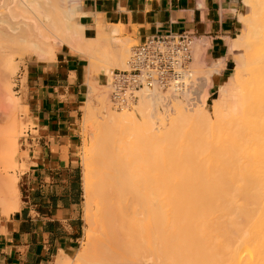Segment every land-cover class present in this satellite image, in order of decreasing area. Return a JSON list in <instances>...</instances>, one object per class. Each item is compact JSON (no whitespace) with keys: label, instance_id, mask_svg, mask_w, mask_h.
<instances>
[{"label":"bare ground","instance_id":"obj_1","mask_svg":"<svg viewBox=\"0 0 264 264\" xmlns=\"http://www.w3.org/2000/svg\"><path fill=\"white\" fill-rule=\"evenodd\" d=\"M242 2L243 31L229 46L239 55L230 88L220 90L224 100L214 102L212 109L201 100L194 109L175 96L143 91L135 105L141 119L133 110L121 111V122L131 130L116 133L110 132L114 130L107 125L111 116L103 111L105 131L111 129L98 141L97 157L91 146L84 145L83 220L88 244L76 254V261L264 264V0ZM81 13V0H0V209L4 216L19 207L17 179L8 172L14 167L19 131V101L10 84L16 65L14 46L20 56L36 53L38 59H53L59 43L73 42L93 60V67H125L127 42L111 36L116 29L109 37L100 36L102 32L87 37V26L79 22ZM221 63L222 59L205 68L206 74L217 73ZM208 83L198 76L196 94L208 93ZM92 88L90 84L88 93ZM85 104L87 123L95 111L88 100ZM156 110L159 115L154 117ZM203 126L211 127L208 133L213 140ZM188 127L192 132L186 134ZM186 140L190 144H183ZM194 141L205 150L216 147L215 155L205 157L220 160L192 162L205 153L191 145Z\"/></svg>","mask_w":264,"mask_h":264},{"label":"crops","instance_id":"obj_2","mask_svg":"<svg viewBox=\"0 0 264 264\" xmlns=\"http://www.w3.org/2000/svg\"><path fill=\"white\" fill-rule=\"evenodd\" d=\"M245 10L242 0H81L79 22L87 26V37H109L116 29L111 36L133 45L169 31L192 34V61L198 50L208 67L222 59L214 87L228 77L229 46ZM25 62L23 189L18 210L7 216L0 210V264H57L66 258L76 264L72 258L83 232L78 148L87 59L81 51L57 48L53 59Z\"/></svg>","mask_w":264,"mask_h":264},{"label":"rangeland","instance_id":"obj_3","mask_svg":"<svg viewBox=\"0 0 264 264\" xmlns=\"http://www.w3.org/2000/svg\"><path fill=\"white\" fill-rule=\"evenodd\" d=\"M245 13H246V10L244 11L243 14H245ZM238 28H239L240 32L243 31V24L241 22L239 23ZM70 43H68L69 45H67V43H59L58 48L69 49V50H72V51H78L75 48L74 43L72 42L71 43L72 45H70ZM132 45H133V43L127 42V51L128 52L126 51V55L124 56V58H125L124 63H126V60L128 59L127 57H128L129 51H130V47ZM14 47L16 49L15 53H17V54H15V53L13 54V57H14L13 61H14V64H16V65H15V68H14L13 72L10 74V81H11L10 84L12 85V94H13V96H15L18 99V101H19V106H18L19 108L17 110L18 123H19L18 129H19V131H18L17 136H16L17 153H16V155L14 157V159H15L14 167H13V169L9 168L8 172L10 174L14 175L16 177V179H17V192H18L17 194H18L19 201H20L21 200V193H22V189H23V183H22V178H21V174L20 173L24 169V165H23V163L21 161L26 156V152L22 151V149H23L22 139H23V137L25 136V134H26V132L28 130L27 129V123H26L27 122V115H28V108L24 106L23 96H22V92H21V89H22V87L24 85L23 84L24 83V78H23V74H22V72H23L22 71V67L25 65V63H26L25 61L26 60H28L30 58H32V59H38V58H37V54L36 53L33 54V55H32V53L31 54L26 53V54L20 56L19 53L17 52V48H16L18 46H14ZM74 48H75V50H74ZM238 55H239L238 52L237 53H232V52L230 53L231 61H230V69L228 71V77L226 79H224V81H222L219 84H217L216 86L211 87L212 86V78L214 80L213 83L216 82V80H217L215 74H212L210 76L207 75L206 74L207 73V69H205V68H208V65L204 64L203 61L201 62V60L199 59L200 55L198 54V52L193 53V59L194 60L190 64V71L192 73V77L193 78L198 77V76L205 77V78H207L208 82H211V83H208L207 84L208 86L206 87L208 93L204 90V91H201L200 94L197 95V99H199V100H197L196 104L193 105V108L196 105H199L201 100H202V102H201L202 104L205 103V102L208 103L206 107H208L209 109H212L213 105H215L214 102L221 101V99L224 100L223 93L220 90H223L222 87H226L227 89L230 88L229 79L231 78V75L234 72V68L236 66V61H237ZM85 57L87 59V64H86V71H85V74H84L85 75L84 79H85V82H87V88H89L90 84L93 87L90 93H88V91H87L86 101L88 100L89 103L92 104L93 111H95L94 112L95 115L86 123L85 120H84V118H85L84 116H85L87 105L85 104L86 101L84 103H82V112H81V114L79 116V127H80V131H81V144H80V147L78 148L79 149V167H80V172H82V159H83V154H84V150H85L84 149V145L91 146L90 148L92 149V154H93V156L95 158V157H97V150H98L97 147H99L98 144H99L100 140H102L104 138L103 136L106 137L108 135V134H104V133L108 132L107 131L108 129L109 130L111 128L114 129V130L110 131L111 133L123 132L125 130L127 131L128 129L131 130L130 129V127H131L130 125L128 126V129H127L126 128L127 125L124 126V124L120 120L121 119L120 116L123 115L124 113L120 114L121 111H113V110H111L109 108V105L107 103L106 88H105V86H103V84H104L103 77H102L103 72H107L108 70L114 69V68H117V67H112V66L110 67L109 65H108V67L107 66L104 67L105 64H103V65L102 64H98L101 67H104L103 69H101L100 66H98V65L96 67H93V66H91L93 60L90 59L86 55H85ZM45 60H49V59H45ZM109 60H110V58H109ZM196 60L199 62V63H197L198 65L196 64V62H194ZM192 66H193V68H192ZM92 67H93V72H91L92 71ZM105 68H106V70H104ZM197 68L201 69V70L203 69V70L202 71H200V70L198 71ZM118 69H122V68H118ZM205 93H206V95H204ZM162 94L167 95L164 92H162ZM178 100H182V99L178 98ZM182 102L184 103L186 108H191L192 107V106L188 105L187 103H185V101L182 100ZM231 103L232 102L230 100H228L227 105L230 106ZM194 109H196V108H194ZM129 110H133L134 112L133 111L132 112L134 113L136 118L141 119L140 118L141 116L139 115V112L137 111L136 107H133L132 109H129ZM103 111H105L106 113L109 112L107 114H108L109 117L111 116L110 117L111 118V123H108L107 125L109 126V124H111L112 127L111 126H110L111 128L108 127V129L106 131H105V129L107 128V127H105L106 123L104 124V122L101 119L102 115L105 114ZM193 111L194 110H191V111H188V112L191 114ZM155 113L156 114H155L154 117H157L159 115V114H157V110H156ZM198 120H201V119L198 118ZM120 122H121V124H120ZM200 124L201 123H198L199 126H200ZM204 125H206V124H204ZM189 127H188V129L184 128L187 131V132L185 131L186 134L188 132L189 133L192 132V130L189 129ZM202 128H204V130H206V131L208 130V129H206L207 127L203 126ZM192 129H194V128L192 127ZM190 130H191V132H190ZM210 130H212L211 127H210ZM210 130H208L207 133ZM200 131H203V130L200 129ZM204 134L207 136V138L209 137V139L213 140V138H212L213 135L212 134H209V133L208 134L204 133ZM204 134H202V135L204 136ZM109 135H112V134H109ZM196 135H197V132H196ZM198 135H199V132H198ZM191 136H194V135H191ZM185 137L188 138L187 136H185ZM189 138H188V140L190 141L192 137L189 136ZM198 138L199 137H197V140H198ZM188 140L183 141V144H185L184 142H188ZM200 140H201V138H200ZM211 140H209V141L211 142ZM206 141L207 140L205 139L204 143ZM215 142H217V141H215ZM199 143H202V142H199ZM208 144H210V145L213 144L214 145V143H212V144L208 143ZM208 144H207V146H208ZM217 144H215V145L217 146ZM93 145H94V147H93ZM191 145H194L193 147H195L196 145L198 147H200V145L197 144L196 142H195V144L192 142ZM207 148L208 149H206V150H205V147L203 148L204 150L202 149L205 152L204 155H202L203 157H201V155H200L199 158L195 157L196 159L193 157V158H191V159H193L192 162H194V163H197V162L205 163V162H209L210 161L212 163L213 162L217 163L220 160V158L217 159L216 157H210V156L209 157H205L207 155H211V156L215 155L216 147L211 146V147H207ZM212 148H214V150ZM199 151H200V149H199ZM189 152H194V154H195V151L192 150V149ZM190 156H192V154ZM82 175H83V172H82ZM82 183H83V178H82ZM83 201H84V199H82V202L80 204V209H79V214H80V216L82 218L83 232H82V236H81L80 245H79V248H78V251L76 252V254L82 252L87 247L86 243L88 242V239H86L87 238V236H86L87 232H86V229H85L86 228V224H85V222L83 220L84 219V217H83ZM76 254L73 257L74 259L73 258L72 259L74 260V262H76V264H82V263L76 261V259H75Z\"/></svg>","mask_w":264,"mask_h":264},{"label":"built area","instance_id":"obj_4","mask_svg":"<svg viewBox=\"0 0 264 264\" xmlns=\"http://www.w3.org/2000/svg\"><path fill=\"white\" fill-rule=\"evenodd\" d=\"M192 40V34L169 31L132 45L125 68L103 72L109 108L132 109L141 92L152 90L180 98L190 106L196 104L198 77L193 78L190 71Z\"/></svg>","mask_w":264,"mask_h":264}]
</instances>
